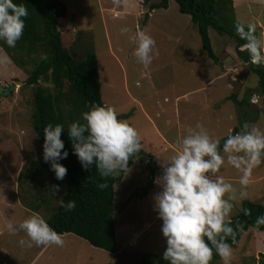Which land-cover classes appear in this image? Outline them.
Masks as SVG:
<instances>
[{"label": "rangeland", "instance_id": "rangeland-1", "mask_svg": "<svg viewBox=\"0 0 264 264\" xmlns=\"http://www.w3.org/2000/svg\"><path fill=\"white\" fill-rule=\"evenodd\" d=\"M60 1L68 8L59 26L66 46L79 56L84 48L95 49L104 104L115 108L120 120L138 130L143 148L139 159L129 166L131 171L119 175L123 180L115 187L118 253L96 249L74 235L66 237L63 247L21 246L20 240H27V235L10 233L8 225L18 226L34 214L30 208L38 205L42 208L39 214L47 220L58 210L66 191L64 180L46 175L29 179L35 173L32 163L45 162L44 144L33 127V90L25 86L24 72L0 50V58H7L6 64H0V259L26 264L38 249L43 253L35 264H141L147 254L162 258L167 241L155 210V196L162 189L154 183L146 197L140 196L148 187L150 164L160 166L157 180L187 129L197 123L220 142L234 134L242 119L229 100L231 95L240 101L252 96L254 108H248V124L264 131L259 78L239 59L236 42L214 29L210 38L220 64L211 60L191 17L182 14L174 0H170L169 9L153 13L141 0H123L120 7L112 0ZM235 18L245 26L255 23L258 36L264 39V4L245 0L237 5ZM123 27L130 29L126 35H121ZM139 31L149 34L159 50L147 69L133 55L136 44L132 37ZM41 85L52 88L49 83ZM255 117L258 121L251 122ZM221 175L239 190L235 169L227 166ZM44 183L47 190L42 188ZM56 185L60 191L53 195ZM246 191L247 198L233 209L232 219L242 212L245 200L264 206V164L254 169ZM132 196L135 198L127 204ZM233 253L232 264H264V232L251 230Z\"/></svg>", "mask_w": 264, "mask_h": 264}, {"label": "clouds", "instance_id": "clouds-1", "mask_svg": "<svg viewBox=\"0 0 264 264\" xmlns=\"http://www.w3.org/2000/svg\"><path fill=\"white\" fill-rule=\"evenodd\" d=\"M258 2L264 4V0ZM112 3L120 7L123 0ZM28 15L24 4L0 0V41L15 48L24 35ZM120 31L126 35L130 29L123 27ZM236 33L246 41L241 50L248 53L250 63L264 66V39L257 36L256 24L237 23ZM132 40L136 44L133 55L145 69L149 68L159 55L156 41L143 31L137 32ZM6 63L7 58H0V64ZM88 108L81 115L83 123L70 124L68 136L83 169L95 165L105 181L98 184L103 191L109 187L108 178L131 171L129 161L139 159L143 145L138 130L120 120L115 108L99 104H90ZM43 131L44 160L50 162L56 179L62 181L68 169L60 161L69 155L61 139L64 126L48 124ZM179 145L162 165L163 175L155 181L162 189L155 196V210L162 220L161 231L167 241L163 260L167 264H211L215 252L222 264H232L234 253L228 240L234 243L237 231H244L239 222L233 227L232 212L247 198L246 189L254 169L264 164V131L245 123L240 133L229 134L221 146L202 123H197L187 129ZM227 166L239 174V190L221 175ZM59 191V185L52 187L53 195ZM61 207L71 212L77 204L75 200L66 204L61 201ZM244 213L250 215V210L244 209ZM255 226L258 229L264 226V215L257 216ZM8 229L12 234L25 233L28 239H21L20 245L28 248L65 244L63 234L56 232L39 213L18 226L10 223Z\"/></svg>", "mask_w": 264, "mask_h": 264}, {"label": "trees", "instance_id": "trees-1", "mask_svg": "<svg viewBox=\"0 0 264 264\" xmlns=\"http://www.w3.org/2000/svg\"><path fill=\"white\" fill-rule=\"evenodd\" d=\"M174 1L182 14L191 17L192 24L197 28L202 40L203 50L216 64H220V59L214 52L210 30L214 29L220 35H227L236 42L239 59L248 64L251 72L259 78V94L264 107V66L250 63L248 53L241 50L246 41L236 33V24L239 22L235 18V9L245 0ZM14 2L24 4L29 12L25 19L24 35L15 48H10L0 41V50L8 56L13 65L24 72L27 77L25 86L33 90V127L43 144L45 143L43 131L45 126L48 124L64 126L65 131L62 132L61 139L65 143L64 150L68 151L69 155L60 161L68 169L64 178L66 192L61 201L66 204L70 200H75L77 204L76 209L69 212L61 207L60 202L58 210L46 221L58 233L75 235L96 249L116 254L118 241L114 219L115 187L123 180V175L108 178L106 182L109 187L103 191L99 190L98 184L105 181L101 180L95 165L88 170L83 169L73 153L72 141L68 136L70 124L76 121L83 123L81 115L89 110L90 104L105 106L95 49L84 48L80 56L70 52L59 29L61 20L68 15L67 6L60 0H14ZM141 2L149 7L151 13L156 10H167L170 7V0H141ZM256 34L258 36L257 31ZM45 56L47 59H42ZM42 82L51 84L52 88L43 87ZM229 100L241 112V126H237L234 130V134H237L240 133L244 121L248 123V108H254L251 104L252 96H246L240 101L235 95H231ZM127 117L129 115L122 116L123 119ZM255 119L256 121L251 122L256 123L258 118L255 117ZM223 142L224 140L220 142L221 146ZM149 157L153 159V156ZM141 160L144 161L143 158ZM133 162V160L129 161L130 167ZM149 168L147 191L145 190L141 197H146L148 191L153 188L156 173L160 170L156 162L150 164ZM31 170L35 172L29 178L31 181L44 175L51 180L56 178L50 162H33ZM42 188L47 190L45 183ZM133 198L135 196H132L127 204L131 203ZM45 201L44 198L43 202ZM244 209L250 210V215H245ZM30 210L40 213L42 208L38 205ZM259 215H264L262 204L250 200L243 202L242 212L232 219L233 227L236 222H239L244 228L243 232L237 231L234 243L231 239L228 240L233 250L239 247L242 239L251 230L264 232V226L259 229L255 226ZM261 258L264 260V255H261ZM220 260L221 258L214 252L211 264ZM141 264H167V262L163 260V257L147 254L143 256Z\"/></svg>", "mask_w": 264, "mask_h": 264}, {"label": "crops", "instance_id": "crops-1", "mask_svg": "<svg viewBox=\"0 0 264 264\" xmlns=\"http://www.w3.org/2000/svg\"><path fill=\"white\" fill-rule=\"evenodd\" d=\"M4 53V52H3ZM5 55V54H4ZM30 213H32V212H30ZM68 235H71V234H67V235H63V238H64V240L65 239H67L66 237H68ZM75 236V235H74ZM88 243V242H87ZM45 248H49V246H47V247H45ZM0 252H1V248H0ZM43 253V252H42ZM42 253H39V249H38V253H36V254H32V257H31V259H30V261L28 262V263H26V264H35V262L37 261V259L39 258V256L42 254ZM39 254V255H38ZM38 255V256H37ZM0 263L1 264H8V262L7 263H4V261H1V259H0Z\"/></svg>", "mask_w": 264, "mask_h": 264}]
</instances>
